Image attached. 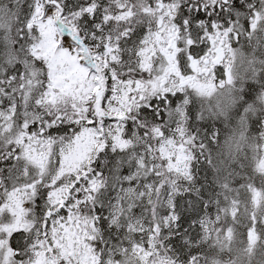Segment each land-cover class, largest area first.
<instances>
[{
  "label": "snow or ice",
  "instance_id": "1",
  "mask_svg": "<svg viewBox=\"0 0 264 264\" xmlns=\"http://www.w3.org/2000/svg\"><path fill=\"white\" fill-rule=\"evenodd\" d=\"M0 264H264V0H0Z\"/></svg>",
  "mask_w": 264,
  "mask_h": 264
}]
</instances>
